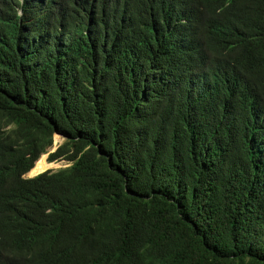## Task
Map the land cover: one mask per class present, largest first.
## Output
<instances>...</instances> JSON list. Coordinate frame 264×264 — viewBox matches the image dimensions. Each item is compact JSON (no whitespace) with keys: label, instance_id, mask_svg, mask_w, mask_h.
Segmentation results:
<instances>
[{"label":"trees","instance_id":"obj_1","mask_svg":"<svg viewBox=\"0 0 264 264\" xmlns=\"http://www.w3.org/2000/svg\"><path fill=\"white\" fill-rule=\"evenodd\" d=\"M0 264H264V0H0Z\"/></svg>","mask_w":264,"mask_h":264},{"label":"rangeland","instance_id":"obj_2","mask_svg":"<svg viewBox=\"0 0 264 264\" xmlns=\"http://www.w3.org/2000/svg\"><path fill=\"white\" fill-rule=\"evenodd\" d=\"M61 142H62V138H60V136H58V135H54V136L52 137V147H51V149L49 150V152L52 151L53 149H55L56 146H58ZM43 156H44L43 159H44V161H45L46 154H44ZM45 162H46V161H45ZM51 164H53L52 167H49V168L45 169L44 171H46V170L55 171V170L60 169V168H65V167H67V166L69 165V164L66 163L65 161H57V162H53V163H51ZM44 171H43V172H44ZM24 177H25V178H29V177H32V176H28V175L25 174Z\"/></svg>","mask_w":264,"mask_h":264},{"label":"water","instance_id":"obj_3","mask_svg":"<svg viewBox=\"0 0 264 264\" xmlns=\"http://www.w3.org/2000/svg\"><path fill=\"white\" fill-rule=\"evenodd\" d=\"M55 149H53L52 151H50V152H53Z\"/></svg>","mask_w":264,"mask_h":264}]
</instances>
